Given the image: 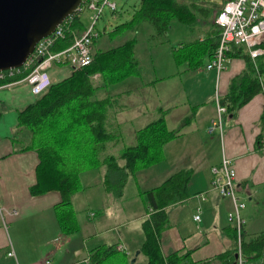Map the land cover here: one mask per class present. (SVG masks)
Segmentation results:
<instances>
[{"label":"crops","instance_id":"obj_1","mask_svg":"<svg viewBox=\"0 0 264 264\" xmlns=\"http://www.w3.org/2000/svg\"><path fill=\"white\" fill-rule=\"evenodd\" d=\"M202 4L209 8L210 13L206 18L209 29L199 38L204 39L211 29L210 34L216 41L219 32H214L218 28L214 7L217 6L207 4L206 0H202ZM109 31L111 30L105 29L103 33L106 35ZM108 36L103 47L98 48L117 46L126 40L125 38L114 45L108 40ZM168 43L154 42L148 52L149 55L159 56L163 44L167 45L168 51L171 50V67L160 76L156 75L153 79L145 77V64L136 54L141 75H131L110 86L104 85L100 74L93 77L94 83L101 85L95 98L110 99L106 127L118 137V142L110 143L111 147L105 153H112L108 150L113 151V146L132 144H127L124 140L136 138V130L155 119L160 107L167 109L169 128H183L179 136L164 146V159L151 165L157 168L144 177L147 184L153 185H146L148 187L142 190L141 185H138L136 196H132L140 199L139 207L143 209L136 219L131 218V210L138 203L126 198L130 180L123 196L115 197L105 188V167L100 165L81 171V188L73 196L81 232H63L55 209V205L62 200V195L57 190L41 195L30 192V187L37 180L39 154L32 148L20 150L29 135H15L19 111L34 103L40 96L32 92L27 80L17 79L11 84L0 85V204L19 210L17 215H6L5 219L0 214V264H42L44 259H49L50 264H90L91 250L100 245L114 246L116 250L104 264H147L148 258L141 252L146 238L143 221L150 218L154 210L148 207L145 191L161 185L170 175L183 168L191 171L186 188L188 197L165 208L168 226L159 238L162 254L167 256L178 250L189 259L183 264H225L217 256L236 246L234 227L227 218L232 201L214 188L211 171L213 165L220 164L223 153L234 163L238 192L247 203L243 210L247 219L245 240L264 231V94H256L238 110L235 117H226L222 136L218 131L210 132L211 120L217 109L216 95L221 97L228 92L231 79L246 69V60L232 56L224 72L217 77L215 70L206 68L209 57L197 68L189 67L186 63L178 65L173 48ZM138 45L139 39L135 45V53ZM95 46L94 41L93 54L97 48ZM167 60L170 65L171 60ZM49 71L53 82H58L71 75L73 69L67 63H54ZM177 79L178 83H188L192 87V97L186 96L184 101L178 103L173 100L176 96ZM113 85H125V88L117 90L112 88ZM153 85L161 87L155 96V89L153 93L149 90ZM187 116H191L192 121L182 127ZM260 134L262 137L259 140ZM144 169L146 168L138 170L133 176L136 181L145 173ZM83 211H86L88 219L93 220L89 221L92 229L88 233L83 232L86 228V222L81 216ZM195 214H200V219H195ZM110 219L124 220L110 228L129 226L137 219L142 224L137 226L129 238L120 232L116 242H110L103 237L109 231L106 221ZM93 230L96 231L94 236ZM100 234L101 237L98 236ZM93 240H97L94 246L87 248V255L79 259V247L83 245L86 249L88 242ZM11 248L15 250L14 256L8 254ZM236 254L237 252L232 264L236 261ZM259 260L260 264H264V256ZM259 260L253 262L258 263Z\"/></svg>","mask_w":264,"mask_h":264},{"label":"trees","instance_id":"obj_2","mask_svg":"<svg viewBox=\"0 0 264 264\" xmlns=\"http://www.w3.org/2000/svg\"><path fill=\"white\" fill-rule=\"evenodd\" d=\"M209 13V8L195 2L186 4L178 0H140L131 18L115 25L107 34L118 36L132 30L136 24L148 22L153 26L155 35L160 36L168 31L173 21L188 27L194 26L202 23ZM198 15L204 19L201 20ZM68 23L70 30L64 38L54 43L51 47L53 51L64 49L73 42L71 30L82 32L86 27L80 16L74 13L68 16ZM219 31V27L214 30L215 33ZM210 33L209 30L204 39L183 42L173 48L176 63H186L189 67L197 68L203 65L204 58H211L216 41ZM136 42L133 36L117 46L95 50L89 65L73 69L71 75L53 82L34 103L19 111L15 135H29L20 150L32 148L39 154L37 180L30 187V192L33 195L53 190L61 193L62 200L55 205V209L61 228L66 233L74 232L79 227L73 196L81 188L82 170L104 166L105 188L115 197L121 198L129 178L135 176L138 170L162 161L164 146L182 133L183 128L168 127L167 109L160 107L155 119L136 130L134 144L123 145L117 154L105 153L110 143L118 142V137L106 127L110 99L95 98L101 85H96L93 77L100 74L104 85L110 86L131 75H141L135 53ZM230 55L244 58L247 66L244 72L231 79L228 92L220 97V102L227 106L225 119L229 115L235 117L238 110L261 90L253 62L243 49H235ZM261 65L264 69L262 62ZM28 71L13 80L21 78ZM7 81L0 79V85ZM262 119L264 122V113ZM191 121V116L185 117L182 127ZM261 137L262 134L258 135L259 140ZM190 176L191 171L183 168L170 175L161 185L145 191L148 207L154 210L150 218L143 221L146 238L141 252L147 256V264H183L186 259L189 260L178 250L163 256L159 238L168 226L165 208L188 197L186 188ZM233 231L236 235L234 228ZM244 237L242 249L247 259H261L264 256V231L250 240ZM115 251L114 246L107 245L92 249L90 264H104ZM236 251L237 239L234 248L219 254L217 258L225 264H232Z\"/></svg>","mask_w":264,"mask_h":264},{"label":"built area","instance_id":"obj_3","mask_svg":"<svg viewBox=\"0 0 264 264\" xmlns=\"http://www.w3.org/2000/svg\"><path fill=\"white\" fill-rule=\"evenodd\" d=\"M202 1V0H201ZM218 7L215 16V23L220 28L216 40V46L213 55L206 64L207 69L216 71L219 77L227 67V63L232 57L230 53L242 48L250 57L255 67L257 77L260 81L261 90L264 94V0H209ZM118 10L116 0H81L80 4L71 14L82 16L85 10L90 12V22L82 32L73 34V42L64 49L53 51L51 47L59 38H64L70 30L67 24L68 15L60 23L52 34L41 38L34 51L28 56L26 61L19 67H11L0 70V79L8 80L5 85L11 84L13 78L29 70L21 78L27 80L31 85V90L36 95L45 93L53 83L49 69L54 63L69 64L72 69L89 65L93 60V45L105 28L98 26V20L105 11ZM216 115L211 120L210 132L218 131L220 135L224 132L225 114L227 106L220 102V96L217 94ZM213 174L212 184L218 192L228 197L232 201V208L228 211V221L233 225L237 239V258L234 264H257L247 259L242 249V242L247 224V219L243 213L246 208V201L240 196L237 187V171L230 157L223 153L220 164L213 165L211 168ZM0 213L6 215H17L18 209L8 208L0 204ZM94 213H92L93 215ZM195 219H200V214H195ZM10 256L15 255L13 248L8 252ZM42 264H50L49 259H44Z\"/></svg>","mask_w":264,"mask_h":264},{"label":"rangeland","instance_id":"obj_4","mask_svg":"<svg viewBox=\"0 0 264 264\" xmlns=\"http://www.w3.org/2000/svg\"><path fill=\"white\" fill-rule=\"evenodd\" d=\"M116 1L118 3V10L113 12L109 9H105L103 14L99 18L98 26L101 29L105 28L107 31L112 30L115 27V25L129 20L132 16L134 10L136 8H138L140 5V0H116ZM178 1L186 3V4H190L191 2H195L197 4L205 6L204 4H202L201 0H178ZM206 3L212 4V2L209 0H206ZM214 9H215V11H217L218 7H214ZM198 16H199V18H201V20L204 19V18H202L201 15H198ZM80 18L82 19L84 24L87 25L90 22V12L88 10H85V12L82 14V16H80ZM208 29H209V27L207 26V19H204V21L202 23L200 22L194 26H189V27L186 25H182L181 23H179L177 21H173L171 23L168 31H166L163 35H160V37H157V36H153V35H155V30H154L153 26L151 24H149L148 22H142V23L136 24L132 30H129V31L125 32L124 34H120L118 36H110V35L108 36L107 34L105 35L103 33L102 35H100L99 37H97L95 39V45H96L95 47H97L96 50L101 49L98 47H103V45L106 42L107 36H108V40L111 43H113L114 45H116V43H118V42L119 43L122 42L125 38L127 39L128 37H133V36L137 37V39H139L140 45H138V47H137L136 54L139 57V59L145 64V66H144L145 67V69H144L145 77H147L148 79H153L154 77H156V75L160 76L163 73H165L166 69H170L171 62L173 59L171 50L168 51L166 44H163L164 46L160 47V55L159 56H157V55L153 56L152 54L149 55L148 54V52L150 51L149 49H151L152 44L154 42H155V44H157V43H163V41L164 42L167 41V42H169L168 44H170L172 48H175L180 43L188 42L190 40L195 41L196 38L201 37L202 33H205L206 30H208ZM152 32H154L153 35H152ZM115 40H117V41H115ZM163 56H166L167 58H169L171 60L170 65L168 63L169 61L167 60V58L163 57ZM113 86L114 87H112V88H115L117 90L125 88V85H113ZM175 87H176V96L173 98V100L176 103H178L180 101H184V99H186V96L192 97L191 84L178 83V79H177ZM154 89H155V91H154V96H155V94L160 92L161 87L154 86V85L149 87V90H151V93H153ZM135 140H136V138L132 137L129 139L127 138L124 141L127 144H129V143L133 144V143H135L134 142ZM121 146H122V144H119L117 146H113L115 149L113 151L108 150V152H112V153L117 154L119 152V147H121ZM110 147H111V145H110ZM155 168H157V167L151 166L149 168L144 169L143 172H145V173H143V175H141L139 177V181L138 180L136 181V179H134L133 176L130 177V179H129L130 180L129 185H128V188L126 189V198L129 201L134 200L136 203H138V206L134 207L131 210V218L136 219L138 216L140 217V215L143 211V209L141 207H139L141 204L140 199L138 197L134 198L132 196L133 195L136 196V190L138 188V185L139 186L141 185V190L148 187L146 185H153L151 183L147 184V182L144 181V177L147 174H150L153 170H155ZM153 183H155V182H153ZM124 193H125V190H124ZM141 196L143 197V195H141ZM5 207H7V206H5ZM112 214H114V210L112 211ZM78 216H80L79 213H78ZM81 216L83 217L84 221L86 222L85 223L86 228L84 229L83 232L88 233L92 229L89 221H93V220L88 219L86 211H83L81 213ZM123 221L124 220H122V221L111 220V219L107 220L106 225H108L107 228L109 229V231L103 235L104 239H107L110 242H116L115 240L117 239L118 234L120 232L124 233L129 238L130 234H133L135 232L137 226L139 224H142L141 221L137 219V221L133 222L129 226H117L116 228H110L114 224H119L120 222H123ZM80 230H81V227H78V229L72 233H77L78 231L81 232ZM93 233L94 234L92 236L95 235L96 231L93 230ZM98 236L101 237L102 235L100 234ZM96 241L97 240H93L91 242H88V244L86 245V249L83 248V245H81L79 247L80 248L79 249V253H80L79 259H83L87 255V248L91 249L94 246V244L96 243ZM111 259L115 260L114 258H111ZM80 264H85V262H82ZM257 264H260V260L258 261Z\"/></svg>","mask_w":264,"mask_h":264},{"label":"water","instance_id":"obj_5","mask_svg":"<svg viewBox=\"0 0 264 264\" xmlns=\"http://www.w3.org/2000/svg\"><path fill=\"white\" fill-rule=\"evenodd\" d=\"M81 0H0V70L21 66ZM237 256V254H236Z\"/></svg>","mask_w":264,"mask_h":264}]
</instances>
